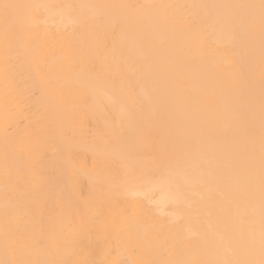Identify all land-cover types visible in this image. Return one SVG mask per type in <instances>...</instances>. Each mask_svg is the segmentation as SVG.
<instances>
[{"label":"bare ground","instance_id":"bare-ground-1","mask_svg":"<svg viewBox=\"0 0 264 264\" xmlns=\"http://www.w3.org/2000/svg\"><path fill=\"white\" fill-rule=\"evenodd\" d=\"M0 264H264V0H0Z\"/></svg>","mask_w":264,"mask_h":264},{"label":"snow or ice","instance_id":"snow-or-ice-1","mask_svg":"<svg viewBox=\"0 0 264 264\" xmlns=\"http://www.w3.org/2000/svg\"><path fill=\"white\" fill-rule=\"evenodd\" d=\"M9 7L8 5H5V8Z\"/></svg>","mask_w":264,"mask_h":264}]
</instances>
